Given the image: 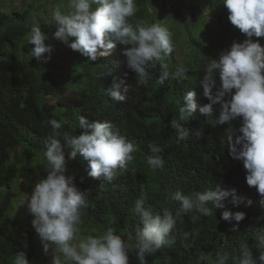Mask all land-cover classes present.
Wrapping results in <instances>:
<instances>
[{
	"label": "trees",
	"instance_id": "1",
	"mask_svg": "<svg viewBox=\"0 0 264 264\" xmlns=\"http://www.w3.org/2000/svg\"><path fill=\"white\" fill-rule=\"evenodd\" d=\"M4 1L0 0V264H14L18 252L25 253L29 264L39 262L43 246L35 229L31 223L12 218L10 211L19 188L33 186L47 174L45 152L53 132L50 120L62 123L59 131L79 135L84 131L78 126L80 115L89 122L112 121L136 151L127 169L109 183L102 177H89L88 162L79 153L69 160L71 149L65 147L64 174L73 176L75 185L88 192L77 240L113 228L125 242L134 243L140 227L134 210L137 199L144 197L145 207L153 214L162 215L165 208L175 214L181 203L173 199L177 190L187 195L219 186L235 189V202L230 195L223 201L224 207L210 216L189 213L177 218L174 242L146 253V264H213L217 253H226L227 264H236L245 245L258 258L264 251L258 247V237L264 234L261 196L255 186L246 183L243 161L229 154V124L213 126L199 113V107L209 103L201 83L206 65L211 59L218 60L233 42L247 38L230 22L223 0H136L137 11L129 22L134 27L153 23L167 27L174 44L173 53L165 57L170 73L178 67L189 70L184 80L170 76L160 84L157 63L149 70L146 85H139L135 72L127 66L123 52L130 45L117 42L110 55L92 61L69 46L75 37L68 42L54 37V11L67 14L69 0H11L18 4L11 12L3 10ZM205 11L214 25L207 21ZM33 17L52 46L46 62L31 56ZM252 39L264 46V36ZM179 47L185 51L182 57ZM215 78L219 86L218 71ZM114 80L121 91L127 90V98L119 103L104 91ZM189 90L196 92L197 113L180 122L179 108ZM213 107L218 117L220 106ZM174 119L189 129L186 140L177 142ZM241 124L240 117L231 121L234 128ZM150 145H158L162 151L153 154ZM152 155L163 158V167L153 169L147 164ZM225 210L243 212L245 217L239 222L226 221L222 219ZM191 215L199 218L193 222ZM129 264H139L135 250L129 253Z\"/></svg>",
	"mask_w": 264,
	"mask_h": 264
},
{
	"label": "clouds",
	"instance_id": "2",
	"mask_svg": "<svg viewBox=\"0 0 264 264\" xmlns=\"http://www.w3.org/2000/svg\"><path fill=\"white\" fill-rule=\"evenodd\" d=\"M223 3L229 10L230 22L247 38L243 42H233L218 60L211 59L206 65L201 83L209 103L199 107V113L213 126L229 124L226 129L229 154L243 161L247 170L246 183L257 188L261 196L259 203L264 206V46L259 40L252 39L253 36H264V0H223ZM94 4L99 6L93 8ZM136 11V0H69L67 14H62L59 9L54 11L52 19L57 28L53 35L63 42L75 37L69 46L92 61L110 55L117 42L130 45L123 54L128 68L138 77L139 85L147 84L149 70L155 68L157 63L161 68L160 84L170 76L177 80L186 79L188 68L178 67L174 73H170L165 63V57L174 51L173 33L157 23L137 24L134 27L128 18ZM46 40V34L42 33L41 26L33 17L29 43L34 45L31 56L38 62L51 58L52 46ZM217 71L219 86L215 78ZM104 91L117 103L127 98V90L121 91L120 84L115 80ZM226 96H230V99H224ZM217 104L220 106L218 117L214 115L213 107ZM197 108L196 92L187 91L179 108L178 120L187 121L197 113ZM238 117L242 118V124L234 128L231 121ZM50 124L53 132L49 135L45 152L47 174L35 184L21 205L27 202L34 216L31 223L43 251L48 253L51 248L56 253L52 264H129V253L133 250L139 264H146V253L151 254L174 242L172 232L177 218L189 213L210 216L213 210L224 207L223 201L230 195H233L235 202V189L229 191L217 186L187 195L177 190L173 193V199L181 202L179 209L173 214L165 208L161 215L153 214L146 208V199L141 197L135 201L134 210L140 227L134 243L125 242L113 228H108L102 235H88L77 240L83 223V210L88 206V192L75 185L73 176L64 174L65 147L71 149L67 152L69 160L75 159L79 153L88 162L89 177H102L103 181L111 183L127 169L136 146L120 134L112 121L89 122L80 115L78 126L84 131L79 135L59 131L63 125L56 119L50 120ZM172 127L176 130L177 142L189 137V129L177 120L172 121ZM150 148L153 154L162 151L158 145H150ZM163 163L160 155L147 159V164L153 169L163 167ZM251 203L248 200V204ZM244 217L243 212L225 210L222 213V219L226 221L234 219L239 222ZM198 218V215L190 216L193 222ZM258 241V247L264 249V234L258 237ZM24 247H27L26 243ZM227 261L226 253H217L213 264H227ZM14 264H29L25 253L18 252ZM236 264H264V251L254 258L252 250L246 245L242 246Z\"/></svg>",
	"mask_w": 264,
	"mask_h": 264
},
{
	"label": "rangeland",
	"instance_id": "3",
	"mask_svg": "<svg viewBox=\"0 0 264 264\" xmlns=\"http://www.w3.org/2000/svg\"><path fill=\"white\" fill-rule=\"evenodd\" d=\"M3 3V10L6 12H11V10L16 7L18 4L17 3H12L11 0H5ZM205 16L208 22H210L211 25H214V22H212L208 16L207 11H205ZM181 43V42H180ZM181 46V44H180ZM185 51L182 49V47H179V51L178 54L179 56H184ZM35 185L33 186H21V188H19L18 192L20 193L19 196H17L14 200L13 203V209L10 211V216L12 218H14L15 220H18L22 223H31L32 221V217L33 214L29 211L28 207H27V202H25L24 204L21 205V201L22 200H26L29 195L31 194L33 188ZM31 218V220H30ZM32 224V223H31ZM36 237L38 239V241H40V238L38 236V234L36 233ZM56 253L54 252L53 249H49L48 253H45L42 249L41 251V258L39 259V262L37 264H52L53 262V256Z\"/></svg>",
	"mask_w": 264,
	"mask_h": 264
}]
</instances>
